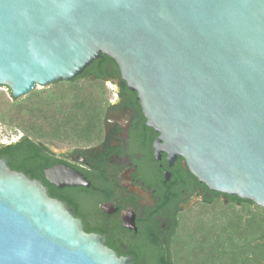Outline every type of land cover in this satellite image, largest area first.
Returning <instances> with one entry per match:
<instances>
[{
    "label": "water",
    "instance_id": "water-1",
    "mask_svg": "<svg viewBox=\"0 0 264 264\" xmlns=\"http://www.w3.org/2000/svg\"><path fill=\"white\" fill-rule=\"evenodd\" d=\"M113 59L148 125L212 192L264 208V0H0L14 98ZM59 186L78 172L46 170ZM0 264H132L41 180L0 160Z\"/></svg>",
    "mask_w": 264,
    "mask_h": 264
},
{
    "label": "flooded vegetation",
    "instance_id": "flooded-vegetation-1",
    "mask_svg": "<svg viewBox=\"0 0 264 264\" xmlns=\"http://www.w3.org/2000/svg\"><path fill=\"white\" fill-rule=\"evenodd\" d=\"M112 61L104 75L113 95L97 135L87 145L61 148L35 140L34 153L22 161L16 157L18 147L14 149L13 164L41 180L52 198L66 203L82 220L87 233L104 237L120 257L131 258L132 264H151L158 254L171 250L185 215L218 199L217 192L191 173L183 157L166 150L160 134L148 125L138 93ZM11 130L13 141L0 142V160L6 145L24 139L23 132ZM57 165L80 173L85 183L64 187L51 183L46 170ZM219 194L227 203L228 195Z\"/></svg>",
    "mask_w": 264,
    "mask_h": 264
},
{
    "label": "trees",
    "instance_id": "trees-1",
    "mask_svg": "<svg viewBox=\"0 0 264 264\" xmlns=\"http://www.w3.org/2000/svg\"><path fill=\"white\" fill-rule=\"evenodd\" d=\"M110 62L104 56L75 80L35 89L26 97L14 98L9 88L0 92V125L24 133L23 141L2 152L11 168L29 173L14 166V149L18 147L16 157L22 161L34 153L35 140L49 147L83 146L97 135L110 100L104 75ZM225 197L227 203L217 192L218 199L187 213L171 250L151 264H264V208Z\"/></svg>",
    "mask_w": 264,
    "mask_h": 264
},
{
    "label": "rangeland",
    "instance_id": "rangeland-1",
    "mask_svg": "<svg viewBox=\"0 0 264 264\" xmlns=\"http://www.w3.org/2000/svg\"><path fill=\"white\" fill-rule=\"evenodd\" d=\"M108 88L110 90V96L113 95V86L108 85ZM37 89H43V88H37ZM9 89L7 87H2L0 89V92H6L8 93ZM15 135L13 134V131L5 126L0 125V142H12ZM65 147V146H62ZM61 148V147H59Z\"/></svg>",
    "mask_w": 264,
    "mask_h": 264
}]
</instances>
